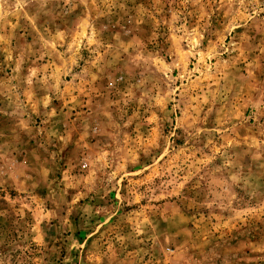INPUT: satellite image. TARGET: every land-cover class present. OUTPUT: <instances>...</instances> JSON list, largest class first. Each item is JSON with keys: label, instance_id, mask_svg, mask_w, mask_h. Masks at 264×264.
<instances>
[{"label": "rangeland", "instance_id": "rangeland-1", "mask_svg": "<svg viewBox=\"0 0 264 264\" xmlns=\"http://www.w3.org/2000/svg\"><path fill=\"white\" fill-rule=\"evenodd\" d=\"M0 264H264V0H0Z\"/></svg>", "mask_w": 264, "mask_h": 264}]
</instances>
